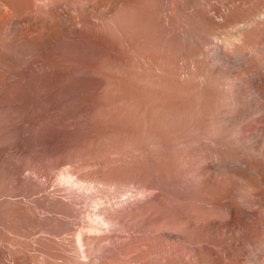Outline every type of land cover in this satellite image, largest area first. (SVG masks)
<instances>
[{
    "label": "bare ground",
    "instance_id": "1",
    "mask_svg": "<svg viewBox=\"0 0 264 264\" xmlns=\"http://www.w3.org/2000/svg\"><path fill=\"white\" fill-rule=\"evenodd\" d=\"M0 264H264V0H0Z\"/></svg>",
    "mask_w": 264,
    "mask_h": 264
}]
</instances>
